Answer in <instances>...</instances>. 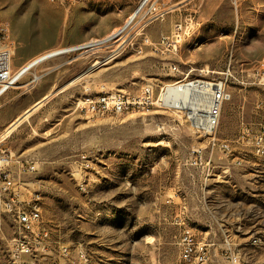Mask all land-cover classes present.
Wrapping results in <instances>:
<instances>
[{
    "label": "rangeland",
    "instance_id": "obj_1",
    "mask_svg": "<svg viewBox=\"0 0 264 264\" xmlns=\"http://www.w3.org/2000/svg\"><path fill=\"white\" fill-rule=\"evenodd\" d=\"M141 1L87 0L66 9L50 0H0V27L8 28L17 47L13 69L53 49L105 37ZM228 2L206 34L190 32L201 37L192 46L205 52L189 61V74L182 62L183 73L170 69L176 53L155 50L147 35L151 13L141 18L145 6L121 39L61 53L33 69L35 64L0 100V149L9 146L38 160L37 171L21 179L25 194H40L42 225L54 240L73 250L84 247L95 264H179V234L188 226L199 240L215 241L211 264H225V236L246 264H264V150L258 154L253 145L264 124V84L252 76L260 63L264 67V0H240L238 8ZM170 15L150 22L165 23ZM145 38L149 44L138 52ZM114 50L115 58L92 66ZM230 60L242 81L228 80L231 98L212 132L193 126L187 110L160 101L148 113L94 120L74 111L84 83L131 92L150 83L157 98L163 86L188 82L202 68L206 77L221 78ZM39 85L44 92L65 88L35 106ZM18 117L21 122L8 128ZM83 155L91 168L82 166ZM16 235L14 218L0 208V264H15L9 246ZM253 237L257 244L250 243Z\"/></svg>",
    "mask_w": 264,
    "mask_h": 264
},
{
    "label": "built area",
    "instance_id": "obj_2",
    "mask_svg": "<svg viewBox=\"0 0 264 264\" xmlns=\"http://www.w3.org/2000/svg\"><path fill=\"white\" fill-rule=\"evenodd\" d=\"M87 0H50L58 6L66 9L73 5ZM97 1V0H96ZM113 1V0H112ZM233 5L238 8L240 0H232ZM146 6V10L141 14L145 18L149 13L148 22L158 18H164L170 8H159L157 0H142L138 6V14ZM147 22V21H146ZM183 26L177 23L174 26V39L164 36L161 38L159 47L155 50L176 53L178 43L181 40ZM132 43V41H129ZM149 44V39H144L136 49L143 51V46ZM124 46V42L122 43ZM16 49V42L11 37L5 25L0 27V97L12 87L19 83L22 76L16 78L11 68V61ZM50 55L49 57L57 56ZM118 52L114 50L111 54L104 56L101 60H96L92 66L98 67L115 58ZM48 57V58H49ZM228 63L222 71L220 78L206 77L207 70L200 69L198 76L188 81L195 88V96L204 98L205 110L203 121L206 127H199L207 132L216 129L221 114V108L226 100L231 98L228 90V80L235 79L242 81L237 73L231 69ZM170 69L174 72L183 73L176 63L170 64ZM193 68L187 70L189 74ZM254 82L264 84V67L260 63L259 68L253 69ZM42 77V73L35 74L28 82L30 85L37 82ZM180 82V81H178ZM165 85L161 88L159 96L156 98L154 86L150 83L144 84L137 92H129L123 89L107 88L104 85L93 88L90 84L84 83L82 90V101H75L74 109L86 120H94L107 115H124L129 113H148L160 101L161 93L166 90ZM161 102V101H160ZM162 104V103H161ZM163 105V104H162ZM165 106V105H164ZM1 118V112H0ZM253 145L258 154L264 150V124L259 133L254 136ZM227 145H226V147ZM194 163L202 161L199 149L194 150ZM82 166L91 168V161L85 156L81 159ZM38 168V160L31 155H18L11 149H0V208L12 215L15 222L17 235L10 241V253L15 264H95L90 254L82 246H77L74 250L66 242L56 241L51 237L50 231L42 225V204L40 194L31 191L25 194L27 182L21 177L26 174H34ZM84 175L79 183L84 190ZM256 237L251 238V244H257ZM179 264H211L212 246L214 243L199 240L191 228L184 227L179 237ZM223 260L225 264H246L242 259L241 252L236 248L228 236L223 240ZM29 257V258H25Z\"/></svg>",
    "mask_w": 264,
    "mask_h": 264
},
{
    "label": "crops",
    "instance_id": "obj_3",
    "mask_svg": "<svg viewBox=\"0 0 264 264\" xmlns=\"http://www.w3.org/2000/svg\"><path fill=\"white\" fill-rule=\"evenodd\" d=\"M157 2L159 4V8H170L169 13H171V15L168 17V19L165 23H151L152 21L147 23V25H148L147 35H148L150 41L156 43L155 45L159 46L160 40L164 36L168 37L169 39H174V36H173L174 26L177 23H181L183 26V33L181 36V40L178 43V50L175 54V55H178L177 56L178 59L174 60L172 63H176L178 65H181V62H182L183 65H187V66L191 65L192 66L193 64L190 63L189 61H194V60L198 61L199 58L202 57V53L205 52L204 51L205 49H204V47H202V45L193 47L192 43H195L196 41H198V39L201 40V37L199 35L206 34L207 28L209 27L210 22L215 21V19L219 18V14L217 12H218V10H220L223 7V4H226V6L229 7L228 0H157ZM196 23H198V25ZM191 31H194V33L196 32L199 35H197L196 37L191 36L190 35ZM16 49H17V47H16ZM16 49H15V53H14V56H13L12 61H11V68H12L13 72H15L18 68H20L22 66L21 65L17 69H13V61H14L15 56H16ZM74 50H76V49H74ZM49 59H51V58L44 60L41 64H43L44 62H46ZM178 60H180V61H178ZM228 63L231 64V60L226 61L224 66H226ZM41 64L36 65L35 67H33V69L37 68ZM40 73H42V77L40 78V79H42L47 72L44 71V72H40ZM40 73H38V74H40ZM25 74H27V73H25ZM25 74L22 76V78L25 76ZM80 78H81V76L76 77L74 80H79ZM30 79H28L26 82H28ZM20 80H19V82H20ZM37 82H34V83L36 84ZM102 85H104L107 88H114V87H108L105 83L96 85L95 88H97L98 86H102ZM14 87H12V88H14ZM64 88H62L60 90L53 88V89L49 90L48 92H44L45 90H43L42 86L39 85L36 88V91H34L35 92L34 95L36 97L34 105L35 106L36 105L41 106L42 104L49 102L58 93L62 92L64 90ZM11 89H9L7 92H5L2 95L0 97V100ZM115 89H122V88H115ZM123 90H125V89H123ZM129 92H131V91H129ZM31 110H32V108L28 109L27 112L29 113ZM74 111L77 112L75 109H74ZM13 122H11V124ZM262 125H261V127H262ZM3 148L11 149L12 151H14L9 146L3 147ZM16 154L22 155V156L27 155V154H19V153H16ZM180 234H181V231H180ZM180 234H179V237H180ZM229 238H230V240H232L231 237H229ZM200 240L208 241L206 239H200ZM210 240L208 242H212V243L215 242V241H210ZM57 241H59V240H57ZM222 246H223V244H222ZM212 254L214 256L215 251L212 250ZM213 256H212V258H213Z\"/></svg>",
    "mask_w": 264,
    "mask_h": 264
},
{
    "label": "bare ground",
    "instance_id": "obj_4",
    "mask_svg": "<svg viewBox=\"0 0 264 264\" xmlns=\"http://www.w3.org/2000/svg\"><path fill=\"white\" fill-rule=\"evenodd\" d=\"M137 9L138 7L134 10V12L130 13L127 20L120 28H117L116 30L106 35L105 37L91 39L89 41L82 42L77 45L57 48V49H53L51 51L45 52L43 54H40L36 56L35 58H33L32 60L26 62L19 69H17L14 75L16 76V78H18L19 76H23L35 64H38L41 61H44L50 55L61 54L67 51H71L74 49H80V48L92 49V48H95L96 46L98 47L99 45L102 46V44L103 45L110 44L108 42L113 39H117V40L121 39L123 37V33L127 31V29L132 24V22L137 18L138 16ZM194 93H195V88L188 82H177L175 84H171L166 87V90H164L160 95V101L165 106L187 110L194 124H197L199 127L210 129L209 127L205 126V123L203 121V115H204L203 113L205 110V102L203 101L204 98L202 96H199L197 99ZM79 101H82V99ZM23 115L24 116L28 115V112L26 111L25 114ZM21 119H22L21 117H18L9 126V128L11 129L17 123L19 124V122H21Z\"/></svg>",
    "mask_w": 264,
    "mask_h": 264
}]
</instances>
